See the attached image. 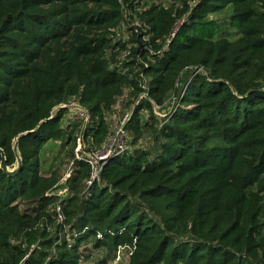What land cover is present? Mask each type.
<instances>
[{"label": "trees", "instance_id": "obj_1", "mask_svg": "<svg viewBox=\"0 0 264 264\" xmlns=\"http://www.w3.org/2000/svg\"><path fill=\"white\" fill-rule=\"evenodd\" d=\"M142 1L0 0L9 168L12 139L30 132L20 169H0V264H264V0ZM225 10L234 39L210 18ZM125 91L129 149L91 180L83 151L103 149L106 111ZM76 100L92 119L80 135L65 109L50 119ZM49 141L71 146L72 190L86 181L60 202V230L55 179L40 170Z\"/></svg>", "mask_w": 264, "mask_h": 264}, {"label": "rangeland", "instance_id": "obj_2", "mask_svg": "<svg viewBox=\"0 0 264 264\" xmlns=\"http://www.w3.org/2000/svg\"><path fill=\"white\" fill-rule=\"evenodd\" d=\"M170 0H143L141 6L144 7L150 3H159V4H168ZM210 18L216 20L221 26L222 33L226 35L230 39H234L237 36V31L234 26L231 25L229 20V12L222 11L218 14H214L210 16ZM132 26L131 24H128ZM125 38L127 34L124 35ZM133 99L128 94V91H125L121 95H116L114 97V102L111 107L106 111V122L109 125L112 135L107 140L105 146L101 151L97 154L89 153L88 151L84 150L83 154L86 158L91 160V164L93 168H98L99 164L102 160H104L108 154L113 152H119L123 150L129 149V142L132 139L130 134L124 130V125L128 119L130 113V106L132 105ZM71 107H66V112L63 116L62 125L66 126L68 123L79 124V131L77 132L80 135V130L84 123L87 125L92 119L88 114L86 108V112H81L79 106L82 107L79 102L76 100L69 103ZM78 106V107H77ZM77 107V108H76ZM156 111V108H155ZM158 114V113H157ZM160 117H165V115H161ZM149 141L148 138H144L141 142H138L136 148L140 145L143 146L144 143ZM80 147V146H79ZM70 145H64L62 142L59 141H49L42 149L40 153V170L46 178L55 179V186L47 192V195L52 197L54 203L52 204L51 208L52 217L55 220V226L57 229H61L59 224H63L64 216L62 213V208L60 202L64 199H67L69 196H73L75 194L80 195L82 188H84V184L86 181L81 183V187L79 191L76 192L72 190V178L74 176L75 165L74 161L70 156ZM130 149H132L130 147ZM79 148L77 149L78 153ZM81 150V149H80ZM93 180H96L93 179ZM62 214H61V213ZM60 215V217H59ZM57 223V225H56ZM65 232H61L60 236H63ZM16 241L14 240V243ZM39 243L36 242L32 244L30 250L28 251L27 257L34 256L35 258L38 257V253L36 250H39L41 247L38 245ZM127 250H122L119 252V259H115V263H124L126 262L127 258Z\"/></svg>", "mask_w": 264, "mask_h": 264}, {"label": "water", "instance_id": "obj_3", "mask_svg": "<svg viewBox=\"0 0 264 264\" xmlns=\"http://www.w3.org/2000/svg\"><path fill=\"white\" fill-rule=\"evenodd\" d=\"M66 107H71L68 104H59L57 106H55L51 112H50V119L53 118L55 116V114L60 110V109H66ZM78 107V106H77ZM76 107V108H77ZM79 109L81 110V112H86V110L83 107L79 106ZM40 125V124H39ZM38 127V126H37ZM30 132H22L17 134L11 142V149L12 152L14 153L15 156V163H14V167L13 168H9L6 164V158H5V153L4 151L0 148V169L3 171L4 174L6 175H12L14 173H16L20 167H21V155L18 149V141L20 138H22L25 135H28Z\"/></svg>", "mask_w": 264, "mask_h": 264}, {"label": "built area", "instance_id": "obj_4", "mask_svg": "<svg viewBox=\"0 0 264 264\" xmlns=\"http://www.w3.org/2000/svg\"><path fill=\"white\" fill-rule=\"evenodd\" d=\"M109 155H110V154H108L107 157H108ZM107 157H106V158H107ZM106 158H105V159H106ZM105 159H104V160H105ZM89 161L91 162V160H89ZM102 161H103V160H102ZM99 166H100V165H99ZM99 170H100V167H98V168H93V169H92L91 178H90L91 180L97 178V174H98ZM87 183H90V180H89ZM59 217H60V215H59ZM126 249H127V248H124V247L119 248L118 251H117V257H116V259H119V252L122 251V250H126Z\"/></svg>", "mask_w": 264, "mask_h": 264}]
</instances>
